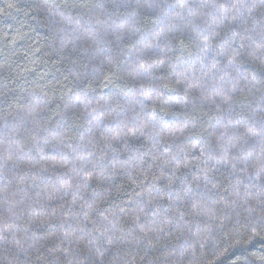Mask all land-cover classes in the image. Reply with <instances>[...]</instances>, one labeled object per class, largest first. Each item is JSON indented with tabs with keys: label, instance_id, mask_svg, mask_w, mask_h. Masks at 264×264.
Masks as SVG:
<instances>
[{
	"label": "trees",
	"instance_id": "1",
	"mask_svg": "<svg viewBox=\"0 0 264 264\" xmlns=\"http://www.w3.org/2000/svg\"><path fill=\"white\" fill-rule=\"evenodd\" d=\"M0 264H264V0H0Z\"/></svg>",
	"mask_w": 264,
	"mask_h": 264
}]
</instances>
